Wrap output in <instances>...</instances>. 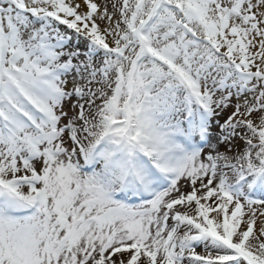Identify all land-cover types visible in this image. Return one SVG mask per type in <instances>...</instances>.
I'll list each match as a JSON object with an SVG mask.
<instances>
[{
  "label": "snow or ice",
  "instance_id": "obj_1",
  "mask_svg": "<svg viewBox=\"0 0 264 264\" xmlns=\"http://www.w3.org/2000/svg\"><path fill=\"white\" fill-rule=\"evenodd\" d=\"M0 264H264V0H0Z\"/></svg>",
  "mask_w": 264,
  "mask_h": 264
}]
</instances>
